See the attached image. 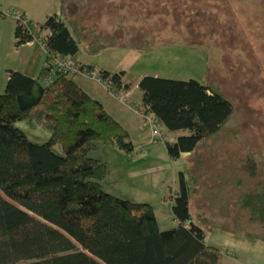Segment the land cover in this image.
Instances as JSON below:
<instances>
[{
  "label": "trees",
  "instance_id": "obj_1",
  "mask_svg": "<svg viewBox=\"0 0 264 264\" xmlns=\"http://www.w3.org/2000/svg\"><path fill=\"white\" fill-rule=\"evenodd\" d=\"M61 13H48L42 22L16 14L15 45L32 42L33 48L23 68L8 69L0 89V264H223L222 250L206 242L190 210L198 179L191 162L178 172L171 196L176 225L170 228H160L151 202L103 186L106 165L91 151L102 142L131 153L135 144L127 127L74 77H98L122 101L135 90L125 69L77 59L80 45L96 52L103 36ZM64 59L73 61L71 69ZM137 87V104L153 118L152 130L172 158L186 152L194 159L199 143L232 111L227 97L194 77L146 73ZM25 120L38 122L48 137L31 138L18 124ZM161 131L174 132V139ZM244 160L248 175L257 178L255 159ZM256 184L237 199L245 218L264 227V182Z\"/></svg>",
  "mask_w": 264,
  "mask_h": 264
},
{
  "label": "rangeland",
  "instance_id": "obj_2",
  "mask_svg": "<svg viewBox=\"0 0 264 264\" xmlns=\"http://www.w3.org/2000/svg\"><path fill=\"white\" fill-rule=\"evenodd\" d=\"M63 3H65L63 5ZM0 0V89L9 68H23L33 45H15L16 14L42 22L61 12L103 36L96 52L80 45L77 59L125 69L135 90L122 101L110 93L114 116L129 130L131 153L98 142L91 155L106 165L108 191L154 206L160 228L176 225L171 196L178 172L189 162L198 174L190 197L193 219L205 228L207 243L222 250L223 264H264V227L243 215L238 195L264 182V0ZM86 49V50H85ZM43 62V56L39 65ZM146 73L194 77L209 83L232 103L220 128L204 138L194 159L172 158L157 140L153 118L141 111L139 78ZM75 79L102 89L98 77ZM94 92V91H93ZM136 104L134 106V104ZM136 108H139L140 111ZM136 109V110H135ZM34 140L48 137L38 122L19 121ZM168 131V130H167ZM160 132V131H159ZM174 139V132L159 134ZM158 136L159 138H161ZM253 157L257 178L248 175ZM243 212V213H242Z\"/></svg>",
  "mask_w": 264,
  "mask_h": 264
},
{
  "label": "crops",
  "instance_id": "obj_3",
  "mask_svg": "<svg viewBox=\"0 0 264 264\" xmlns=\"http://www.w3.org/2000/svg\"><path fill=\"white\" fill-rule=\"evenodd\" d=\"M28 45H33L32 42L31 43H27ZM83 85V84H82ZM90 93H92L94 96L100 98L105 107L113 114L114 112L112 111L113 108L109 107V104H112V102L110 101V98H109V94L111 93L104 85L102 89H94L90 84H87L86 86L83 85ZM131 91V88L129 89ZM94 91V92H93ZM116 118H118L120 121L121 118L118 117L117 115L115 116ZM123 122V121H122ZM186 154V152H184V155Z\"/></svg>",
  "mask_w": 264,
  "mask_h": 264
},
{
  "label": "built area",
  "instance_id": "obj_4",
  "mask_svg": "<svg viewBox=\"0 0 264 264\" xmlns=\"http://www.w3.org/2000/svg\"><path fill=\"white\" fill-rule=\"evenodd\" d=\"M72 63H73V61L69 60V59H64V61L62 62L64 67L67 68V69H71ZM91 74H93V72H91Z\"/></svg>",
  "mask_w": 264,
  "mask_h": 264
}]
</instances>
